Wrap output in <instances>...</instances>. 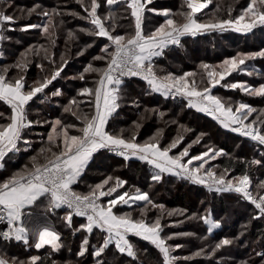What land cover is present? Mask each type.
Segmentation results:
<instances>
[{
  "label": "trees",
  "instance_id": "16d2710c",
  "mask_svg": "<svg viewBox=\"0 0 264 264\" xmlns=\"http://www.w3.org/2000/svg\"><path fill=\"white\" fill-rule=\"evenodd\" d=\"M100 2L102 7L98 9L99 15L106 16L109 11L115 14L114 34L123 35L134 32V18L131 17L130 9H127L123 0L111 8L107 5L106 0H100ZM85 3L90 5V0H85ZM248 3L249 0H209L208 7L197 14L198 22L206 23L214 17L216 19L235 18L241 14L242 9ZM36 6H39L37 11L29 16L28 10ZM148 7L158 11L168 9L171 13L176 14L173 18L180 23H183V18L178 13L188 11L185 0H153V3ZM53 9L60 15L53 17L51 36L43 33L40 29L20 30L26 24L46 23L48 17L39 13L48 11L51 14ZM0 11L17 17L15 24L6 26L15 30L5 31L6 39L0 42V73L7 68L8 79L24 75L27 85H33L36 81H42L45 76L50 77L53 70L62 64L61 56L68 60L61 77L53 81L44 93L38 94L26 106L28 119L32 121V125L24 130L23 139L29 141V144H24L21 141L20 151L9 153L8 157H5V167L0 170V180H3L12 172L29 165L30 157L37 155L41 148L47 146V134L51 131L50 125L56 119H61L65 124L74 123L76 128L82 126L81 120L63 110L70 99L75 97L83 101L79 104L81 113L94 114V107L89 103L90 98L77 96V93L82 87H93L98 75L84 73L85 80H80L79 76L89 63H92L94 67L106 66L105 61H93V57L102 54L100 48L107 41L106 38L89 36L80 31L81 28H91L92 25L86 20L70 15L72 12H77L81 16L87 15L76 0H0ZM164 19L162 15L146 11L145 31L154 30L164 22ZM109 24L111 21H106V26ZM262 26L256 27L247 34H239L233 30L210 31L201 33L197 37L182 38L180 45H169L161 56L152 58L154 70L161 77L169 73L183 75L185 72H191L195 75L189 79H195L200 84L202 79L205 81L207 79L204 69L201 68L202 64L212 66L238 52H255L264 49V25ZM70 31L74 34L73 39L68 37ZM88 45L92 46L88 47ZM29 49H33V51H27ZM26 52L28 66L24 72H21L15 65L21 59V54ZM38 65L42 66L43 70ZM242 68L243 71L234 72L227 80H222L221 85L214 88V93L221 97L222 102H225L226 105L231 104L235 108L240 102H244L256 109L252 116L245 121L249 123L255 120L261 112H264V97L248 95L239 88L232 89L224 85L232 81L231 77L236 82L240 81L250 87H259L264 84V58L258 57L255 60L247 61ZM249 72L252 75H248ZM72 77H76V79H72ZM88 79H90L88 81L90 84H87L86 80ZM125 85L120 108L109 120L107 127L109 132L118 134L123 130L125 138L130 139L135 135L138 143L145 141L147 137L156 136L163 147H167L165 145L168 141L173 140L176 136L183 137L177 147L172 149V152L176 150L178 152L180 147L184 148L182 143L186 142V134L195 133L194 138L203 134L209 143L215 144L227 153V155H221L214 160L218 168L213 169L219 174L227 168L229 177L239 176L247 170L253 183V189L257 192L256 186L264 181V167L250 166L248 161L262 159L264 146L231 130L224 129L207 114L189 108L185 99L172 98L152 91L147 83L140 78H125ZM200 86L203 87L204 84H200ZM57 89L61 91L62 95L53 96L52 93ZM4 106L0 102V113L4 114L3 117H0V124L9 122L10 110ZM185 122H187V128L182 126ZM256 125L264 128L259 122ZM70 131L76 133L75 128ZM202 139L204 138L198 140L202 142ZM197 149L193 145L191 154L197 155L199 153ZM9 157L11 158L9 159ZM212 165L210 162L207 168ZM155 171L146 162L138 159L131 158L125 161L122 157L116 158L101 151L94 155L93 160L78 183L73 185V188L77 192L87 193L90 186L111 176L113 179L109 183L112 186L115 185L116 178L126 181L123 187L118 188L117 193L127 191L134 194L137 189L147 192L153 204L163 205V210L146 204L144 201H136L128 205L119 203L117 213L118 215L130 213L134 219H140L143 209L146 222L151 223L158 217L160 218L161 224L164 226L163 236L176 234L175 230H177V226L173 224L178 214L170 216L168 212L178 213L173 209H185L190 212V215H195L193 219L189 220V225L186 224V227H182L187 228L194 235L186 236L183 241L180 239L175 243L184 246L181 250L183 255L193 256L192 254L199 251L201 247L205 249V254L201 255L203 257H193L185 261L184 264H244V262L264 264V257L260 255V253H264V218L253 219L254 216H259V213L252 204L235 193L210 192L202 185L193 184L167 173L163 174L160 182H155L151 179ZM259 193L264 194V190ZM41 211H43V206H41ZM209 213L214 220H219L221 224V227L214 229L211 234L207 232L208 226L199 219L200 216ZM64 215L63 210H55L49 213L47 218L48 225L55 228L61 235L63 246L58 251H53L49 246L36 250L34 246H25L22 242H5L3 240H0V251L4 255L7 254L19 260L31 255H40L44 258V264H52V261H55V264H95V258L90 255L91 246H99L105 234L95 229L89 237V252L84 257H80L77 255L79 246L87 233L77 232L73 235V229L79 227L81 223H86V220L73 217V227L69 228L61 219ZM179 238L178 236L174 237V239ZM222 238L233 240V244L212 255V247ZM129 239L137 250V258L134 260L126 254H119L113 244L109 246L103 257L106 264H163L162 256L150 242L134 235L129 236ZM171 241L169 240L167 243L171 245ZM30 244H34V241H30Z\"/></svg>",
  "mask_w": 264,
  "mask_h": 264
},
{
  "label": "snow or ice",
  "instance_id": "6c2138e0",
  "mask_svg": "<svg viewBox=\"0 0 264 264\" xmlns=\"http://www.w3.org/2000/svg\"><path fill=\"white\" fill-rule=\"evenodd\" d=\"M76 2L87 15L81 16L77 12H72L70 15L86 20L92 25L91 28H81L80 31L89 36L106 38L107 41L100 48L102 54L93 57V61H105L106 66L94 67L92 63H89L79 76L80 80H85L84 73L98 75L93 87H82L77 93V96L90 98L89 103L94 107V114L81 113L79 104L83 101L75 97L70 99L63 110L81 120L82 126L76 128L74 123L65 124L61 119H56L50 125L51 131L47 134V146L41 148L37 155L30 157L29 165H25L20 170L12 172L7 178L0 180V223L6 226V230L0 231V237L4 241L22 242L25 246H34L36 250L48 245L53 251H58L63 246L61 235L55 228L48 225L47 218L49 213L63 210L65 215L61 219L69 228L73 227V217L86 218V223H81L79 227L73 229V235L77 232L87 233L80 243L78 256L84 257L89 252V237L95 229L105 234L99 246H91L90 255L95 258V264H106L103 257L109 246L113 244L119 254H126L135 260L137 250L128 239L129 235L150 242L162 256L163 264H180L181 261L205 254V249L201 247L199 251L193 253V256L173 255L183 245L173 246L167 241L174 239L175 236H192L194 233L163 236L164 226L160 218L158 217L151 223L146 222L143 209L140 219H134L130 213L116 214L113 209L117 204L128 205L130 201H144L146 204L163 210V205L153 204L149 194L139 189L134 194L127 191L117 193V188L123 187L126 181L116 178V183L112 186L109 182L113 177L109 176L100 183L90 186L87 193L75 191L73 185L78 183L94 155L100 153L101 150L115 153L125 161L135 157L146 162L156 170L151 176L155 182H160L163 174L168 173L193 184L203 185L210 192L235 193L258 209L259 216H254L253 219L264 218V195H259V192L264 190V181L256 186L258 195H253L249 190L252 181L247 170L229 179L227 168L218 174L213 168L205 167L209 160L227 155L223 149L209 148L199 155L189 157L191 147L189 145V148H185L179 155H170L172 149L177 147L183 137L163 147L156 136L150 137L144 143H138L135 135L130 139L125 138L123 130L118 134L106 130L110 118L120 108V101L123 99L126 87L125 78L139 77L152 91L161 92L165 96L170 94L182 96L187 99L189 108L211 116L224 129L249 137L264 146V128L255 126L257 122L264 126V112H261L255 120L245 123L256 109L244 102H240L234 108L212 94V90L226 76L236 71H243L242 66L246 65L247 61L258 57L264 58V49L255 52H238L235 56L223 60L219 65L220 71L208 64H202L201 68L204 69L207 77L206 81L204 79L200 81V84H204L203 87L195 79H189V77H194V73L185 72L183 75L169 73L161 77L154 71L152 64V58L161 56L169 45H180V38L183 36L228 30L249 33L258 25H264V0H249L241 14L235 18L216 19L214 17L206 23L198 22L197 13L207 7L209 0L205 2L185 0L188 11L178 13L183 18V23L175 20L173 16L176 14L168 9L158 11L148 7L153 0H123L135 21L134 32L123 35L114 34L116 18L113 12L109 11L103 17L98 14V9L102 7L100 0H90V5L86 4L85 0H76ZM121 2L122 0H106L109 8ZM38 7L29 9L28 15L31 16ZM146 11L162 15L165 18L164 22L154 30L146 32L144 27ZM39 14L48 17L46 23L26 24L20 30L40 29L51 36L53 17L60 13L53 9L51 14L48 11H42ZM106 21H111V24L106 26ZM16 22L17 17L0 11V41L6 39L5 31L15 30L6 26ZM68 37L73 39V32L70 31ZM91 46L88 45V47ZM27 51L30 52L33 49ZM45 52L47 53V50ZM26 56L27 52L22 53L21 59L15 65L21 72H24L28 66ZM60 59L62 64L53 70L50 77L45 76L42 81H36L33 85H27L24 75L8 79L7 68L0 73V101L8 105L11 110V115L8 117L9 122L0 124V170L4 169L5 157H8L9 153L20 151L18 145L21 141L29 144V141L23 139L24 130L32 125V121L28 119L26 106L38 94L44 93L53 81L61 77L68 60L64 56ZM38 67L43 70L42 66L38 65ZM248 75L252 73L249 72ZM224 86L232 89L239 88L248 95L264 97V84L259 87H250L243 83ZM52 94L53 96L62 95L59 89ZM3 116L4 114L0 113V117ZM74 128L76 129L75 134L70 131ZM185 157L189 158L185 161ZM193 161L199 163L193 165ZM248 164L264 167V154H262V159H252L248 161ZM113 193L117 194L109 199L106 205L100 202L102 197H112ZM41 206H43V211H41ZM173 214L183 215V212H168L170 216ZM193 218L189 217V219ZM199 219L208 226L209 234L221 227L220 221L214 220L210 213L200 216ZM30 241H34V244H30ZM232 244L233 240L222 238L214 244L211 254L214 255L218 250ZM260 255L264 257V253ZM0 264H44V258L40 255H31L27 260L12 259L10 262L7 258L0 256ZM52 264H55V261H52Z\"/></svg>",
  "mask_w": 264,
  "mask_h": 264
},
{
  "label": "rangeland",
  "instance_id": "374dc122",
  "mask_svg": "<svg viewBox=\"0 0 264 264\" xmlns=\"http://www.w3.org/2000/svg\"><path fill=\"white\" fill-rule=\"evenodd\" d=\"M208 4H209V2H208ZM197 14H199V13H197ZM258 27H263L262 25H258L257 26V28ZM201 33H199V34H197L195 37H197V36H199ZM239 34H241V33H239ZM245 34H247V33H245ZM189 37H193V36H189ZM182 38H185V37H182ZM182 38H180V39H182ZM1 42V41H0ZM236 55V54H235ZM235 55H233V56H235ZM224 60V59H223ZM223 60H221L220 62H217V63H215L214 65H212V67H214V68H216V70L217 71H220L221 69L219 68V65L223 62ZM155 71V70H154ZM237 72V71H236ZM234 73V72H233ZM233 73H231V74H233ZM229 76L230 75H228V76H226L225 77V79L224 80H227L228 78H229ZM90 79H88V80H86L87 82L89 81ZM231 80L232 81H230V82H228V84L227 85H231V84H233V83H241L240 81H235L234 80V78H232L231 77ZM87 84H90V82H88ZM244 84V83H243ZM219 85H221V83L219 84ZM212 94L213 95H215V93H214V89L212 90ZM216 96H218V95H216ZM219 97V96H218ZM221 100H222V98L221 97H219ZM0 102H2V104L3 105H5L6 106V109L8 110H10V108L8 107V105H6L3 101H0ZM188 102V101H187ZM86 105L88 104V102L87 103H85ZM4 106V107H5ZM84 107V106H83ZM10 115H11V110H10V114H9V117H10ZM245 123H248V122H245ZM182 126H184L185 128H187L188 127V125H187V122H185L184 123V125H182ZM256 127H259L258 125H255ZM107 127H108V125H107ZM107 127H106V130H107ZM187 135V139H186V142H185V144L184 143H182V146L184 147V148H182V147H180L179 148V151L177 152V150L176 151H171L170 152V155H173V154H177V155H179V153L180 152H182L185 148H189V145H191V147L189 148V157H191V156H195V155H192L191 154V149H192V146L193 145H195L198 149V151H199V153L197 154V155H199V154H201V153H203V152H205V151H207L209 148H214V149H217V150H219L220 148H218L217 146H215V144H212V143H209L208 141L209 140H207L206 139V136H204V135H202V134H200L198 137H196V138H194V135H195V133L194 134H186ZM204 138V139H202V142H200L198 139L199 138ZM149 138L150 137H147L146 138V140L145 141H148L149 140ZM179 139V137L178 136H176L173 140H169L168 141V143L165 145V146H169L173 141H175V140H178ZM145 141H143V142H140V143H144ZM198 141V142H197ZM21 143V142H20ZM20 143H19V145H18V147L20 148ZM173 153V154H172ZM189 157H185L184 159H185V161L189 158ZM117 158V157H116ZM119 158H121V157H119ZM218 158V157H217ZM215 160V159H214ZM214 160H209L208 161V163L207 164H205V167L207 168V165L210 163V162H212V167L211 166H209V167H211V168H218V165L215 163L216 161H214ZM214 161V162H213ZM199 162L198 161H193V165H196V164H198ZM168 174V173H167ZM172 175V174H171ZM173 176H176V175H173ZM181 178V177H180ZM228 178L229 179H231V177H229V175H228ZM183 179V178H182ZM187 181V180H186ZM252 181V180H251ZM117 191H118V188H117ZM250 191H252V193H253V195H258V192H255L254 191V189H253V183L251 184V187H250ZM116 194L117 193H113V196L112 197H102L101 198V203L102 204H107V201L110 199V198H114L115 196H116ZM259 195H264L263 193H259ZM134 203V202H133ZM249 203V202H248ZM129 204H132V202L130 201L129 202ZM251 204V203H250ZM118 205V204H117ZM254 206V205H253ZM255 207V206H254ZM113 211L116 213V214H118L117 213V206L113 209ZM173 211H176V212H180V211H182L183 212V215H179L178 214V216H176L175 217V219H174V224L173 225H175V226H177L176 228H177V230H175V232L176 233H191L190 232V230H188L187 228L185 229V228H182V227H186V224L187 225H189V220H191V219H189V217H195V215H190V212H187V210H185V209H173ZM173 235V234H172ZM178 237H180L179 239H172V243H171V245H175V244H177V243H175V242H177L178 240H182L183 241V239H185L186 238V236H178ZM130 240V239H129ZM174 241V242H173ZM180 242V241H179ZM184 247V246H183ZM181 250H183V248H180V249H178L177 251H175V253H174V255H179V256H186V255H183L184 253H181L182 251ZM193 255V254H192ZM0 256H3V257H9L10 259H8V260H12V259H14L13 257H11V256H8L7 254L6 255H4V254H2V252L0 251ZM187 256H191V255H187ZM201 257H203V256H201ZM29 258V257H28ZM28 258H24V259H20V260H27ZM230 260H232V259H230ZM184 262L185 261H181V264H184Z\"/></svg>",
  "mask_w": 264,
  "mask_h": 264
},
{
  "label": "built area",
  "instance_id": "2783aa9c",
  "mask_svg": "<svg viewBox=\"0 0 264 264\" xmlns=\"http://www.w3.org/2000/svg\"><path fill=\"white\" fill-rule=\"evenodd\" d=\"M208 5L209 4H207V7H208ZM206 7V8H207ZM205 8H203L199 13H201L203 10H204ZM190 36V35H189ZM189 36H183V37H189ZM193 37H195V36H193ZM182 38V37H181ZM127 78V77H126ZM132 78H139V77H132ZM141 79V78H140ZM168 96H171L172 98H182V99H185L186 101H187V99L186 98H184V97H182V96H179V95H172V94H170V95H168ZM209 116V115H208ZM211 117V116H210ZM212 118V117H211ZM234 133H237V132H234ZM237 134H239V133H237ZM240 135V134H239ZM241 136V135H240ZM242 137H244V136H242ZM244 138H246V139H248V140H250V141H252V142H256V141H253V140H251L249 137H244ZM101 151H103V152H106L108 155H110V156H113V157H117V158H119L120 156H118V155H116L115 153H112V152H108L107 150H101ZM184 180H186V179H184ZM188 181V180H187ZM190 182V181H189ZM203 186V185H202ZM251 187V186H250ZM250 190V189H249ZM247 201V200H246ZM101 202V201H100ZM247 202H249V201H247ZM250 203V202H249ZM257 211H258V209H256ZM258 213H259V211H258ZM77 218H81V219H85L86 220V218H84V217H77ZM0 225H1V228H2V230L1 231H4V230H6V226H5V224L4 223H0ZM0 240H3V238L2 237H0ZM4 241V240H3ZM5 242H8V241H5Z\"/></svg>",
  "mask_w": 264,
  "mask_h": 264
},
{
  "label": "crops",
  "instance_id": "0c3cea01",
  "mask_svg": "<svg viewBox=\"0 0 264 264\" xmlns=\"http://www.w3.org/2000/svg\"><path fill=\"white\" fill-rule=\"evenodd\" d=\"M157 93H161V92H157ZM162 94V93H161ZM165 96V95H164ZM134 159H137V158H135V157H133ZM129 236H131V235H129ZM128 239H129V237H128ZM46 246H48V245H46ZM50 247V246H49ZM35 248V247H34Z\"/></svg>",
  "mask_w": 264,
  "mask_h": 264
},
{
  "label": "bare ground",
  "instance_id": "6f19581e",
  "mask_svg": "<svg viewBox=\"0 0 264 264\" xmlns=\"http://www.w3.org/2000/svg\"><path fill=\"white\" fill-rule=\"evenodd\" d=\"M201 2H205V0H201ZM2 230V228H1V225H0V231Z\"/></svg>",
  "mask_w": 264,
  "mask_h": 264
}]
</instances>
